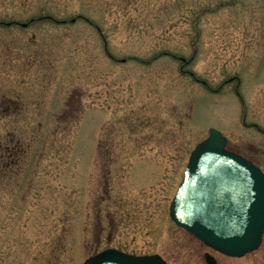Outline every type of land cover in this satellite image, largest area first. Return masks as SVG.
Returning <instances> with one entry per match:
<instances>
[{"label":"rangeland","instance_id":"1","mask_svg":"<svg viewBox=\"0 0 264 264\" xmlns=\"http://www.w3.org/2000/svg\"><path fill=\"white\" fill-rule=\"evenodd\" d=\"M210 127L264 169V0H0V264H264L169 215Z\"/></svg>","mask_w":264,"mask_h":264},{"label":"water","instance_id":"2","mask_svg":"<svg viewBox=\"0 0 264 264\" xmlns=\"http://www.w3.org/2000/svg\"><path fill=\"white\" fill-rule=\"evenodd\" d=\"M226 144V136L210 127L208 136L191 151L169 215L215 250L242 256L258 247L264 232V172ZM204 259L206 264H218L208 252ZM83 264L168 263L158 253L133 254L107 247Z\"/></svg>","mask_w":264,"mask_h":264},{"label":"trees","instance_id":"3","mask_svg":"<svg viewBox=\"0 0 264 264\" xmlns=\"http://www.w3.org/2000/svg\"><path fill=\"white\" fill-rule=\"evenodd\" d=\"M17 144H18V143H17V141L15 140V141H14V146L11 147L10 150H9V151L11 152L12 155H14V154H15V155H18L19 152H20V148L17 147Z\"/></svg>","mask_w":264,"mask_h":264}]
</instances>
